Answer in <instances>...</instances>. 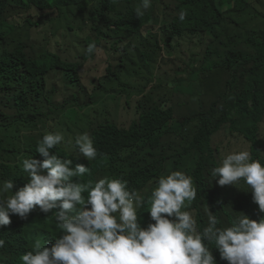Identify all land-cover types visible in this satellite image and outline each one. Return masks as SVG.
I'll return each mask as SVG.
<instances>
[{
  "label": "clouds",
  "instance_id": "1",
  "mask_svg": "<svg viewBox=\"0 0 264 264\" xmlns=\"http://www.w3.org/2000/svg\"><path fill=\"white\" fill-rule=\"evenodd\" d=\"M81 1L61 7L54 22V39L63 44L64 60L87 66L95 80L94 85L87 86L94 89L98 85L95 104L53 112L46 102L38 103L41 118L33 125L25 124L10 107L4 109L6 117L0 118L5 124L3 131L10 128L13 136L21 138L22 146L19 156L6 162L15 182L4 179L0 170V249L8 245V229L14 225L12 216L22 220L30 215L51 216L53 221L49 239L37 241L34 250L22 255L19 261L12 263L2 258L0 264H264V162L255 157L251 142L240 133H236L237 141L229 140L230 125L212 137L223 153L220 166L211 169L210 177L213 194L217 198L223 196L219 210L221 227L220 219L207 203V224L206 215H199L192 207L199 199L194 173L200 155L193 150L185 154L187 142L193 140L196 127L220 100L228 79L227 73L201 71L204 61L199 56L208 52L212 41L205 37H175L168 46V33H164L162 25L145 27H159V34L167 37V56H173L175 41L198 42L195 45L200 50L180 66L179 75L166 83L168 93L162 96L157 91L162 85L152 86L151 78H144L147 83L142 88L135 85L139 72L131 56L139 54L137 47L132 46L123 68L113 69L110 74L109 66L97 68L101 61L121 62L120 56L110 53V48L99 53L95 43L89 45L94 42L89 15L94 4ZM81 7L85 9H81L82 13ZM151 7V0H143L136 8L137 18H142ZM158 11L154 9V17L163 22ZM187 15L181 11L180 20L184 21ZM44 30L45 34L36 39L55 44L49 36L53 35L50 29ZM65 34L71 37L65 39ZM158 37H154L159 43L157 52L152 53L156 48L144 47V53L138 56L140 65L144 55L163 53ZM67 41L76 55L69 51ZM86 52L97 53L98 60L84 59ZM250 53L256 56L250 60L251 65L264 71V51L258 55ZM192 61L195 65L191 67ZM118 65L114 63L113 67ZM137 87L141 97H125ZM213 88H219L216 96L207 90ZM1 96L7 105L13 102L10 90ZM253 98L264 108V96ZM119 102L126 110L133 109L132 118L115 120L111 105ZM154 108L170 111L173 127L162 138L156 155L149 156L154 173L151 181L133 188L123 178L109 179L99 174L94 186L92 182L84 183V175L91 170L77 163L94 161L99 155L94 133L106 123L129 129L142 114ZM52 121L65 126L57 122L50 125ZM183 123L188 125L184 128ZM261 131L264 142V122ZM31 138L39 142L37 151L26 145ZM63 144L71 148H64L69 155H54L52 150ZM84 193H88L87 197ZM231 219L236 220L234 224Z\"/></svg>",
  "mask_w": 264,
  "mask_h": 264
},
{
  "label": "trees",
  "instance_id": "2",
  "mask_svg": "<svg viewBox=\"0 0 264 264\" xmlns=\"http://www.w3.org/2000/svg\"><path fill=\"white\" fill-rule=\"evenodd\" d=\"M262 1L151 0L152 7L145 11L142 18H137L136 8L143 0L80 2L94 4L93 11L89 13L94 42L89 45L95 43L100 49L99 53L110 48V53L120 56L121 62L101 61L97 65V68L109 66V74L113 69L125 66L124 59L129 56L134 40L149 24L163 26L164 33H168V46L175 37H205L212 41L208 52L199 56L204 61L201 71L220 75L227 73L226 90L196 127L194 138L188 140L185 150V154L193 150L200 155L194 173L199 199L192 206L199 215H206V203L218 218L220 215L223 196L217 198L210 185L211 169L220 166L223 155L222 148L212 141L216 133L230 125L232 135L229 134V140L237 141L236 133H240L251 142L255 157L264 162V142L261 139L264 108L258 106L253 98L264 96V71L253 67L250 61L256 57L250 51L257 55L264 51V28L252 33L253 30L247 31L246 26L252 10ZM75 3H79V0H0V118L3 120L6 117L4 109L8 110L9 107L20 114L25 124L33 125L41 118L38 103L46 102L53 112L95 104L98 85L94 89L87 86L95 84L87 66L64 60L63 44L59 39H54L57 35L54 22L59 18L61 7ZM154 9L159 10L163 22L155 19ZM181 11L188 14L184 21L179 18ZM44 28H49L53 33L49 36L55 44L36 39L45 34ZM157 48L152 53H156ZM87 58L88 61L98 60L99 55L86 52L84 59ZM114 63H119L117 68L113 67ZM8 90L13 102L7 105L1 95ZM186 125L182 124L184 128ZM4 127V122L0 121V170L4 179L15 182L12 169L6 162L19 156L22 140L19 136H13L10 128L3 131ZM172 127L171 112L159 108L142 114L129 129L103 124L93 136L99 155L94 161L77 163L91 170L90 174L84 175V183L92 182L94 186L99 174L109 179L123 178L133 188L151 181L154 173L149 156L156 155L162 138ZM38 144L37 140L31 138L26 145L37 151ZM64 148L71 150L63 144L52 152L57 156L69 155ZM38 156L40 160L44 159L39 152ZM84 195L87 197L88 193ZM207 219L206 215V224ZM12 221L14 225L8 229V245L0 249V259L8 258L15 263L22 255L33 251L37 241L42 243L50 238L53 218L30 215L27 220H22L12 216ZM220 221L218 227L222 225ZM235 221L231 219V223Z\"/></svg>",
  "mask_w": 264,
  "mask_h": 264
},
{
  "label": "rangeland",
  "instance_id": "3",
  "mask_svg": "<svg viewBox=\"0 0 264 264\" xmlns=\"http://www.w3.org/2000/svg\"><path fill=\"white\" fill-rule=\"evenodd\" d=\"M248 19H250V21L246 22V26L248 28L247 31L250 32L252 30H260L264 28V0L262 1L261 4L256 5V8L252 10L251 16H249ZM75 28L76 29L79 28L77 22H75ZM159 29H160L159 27H154L148 30L147 27L143 32V34L141 35V38L135 39V41L133 42V46L139 48L138 49L139 54L137 56L131 54L133 55L131 56V58H133L135 61L134 63L135 70L139 72V74L135 79V85L136 86L138 85L142 88V86L147 83V81L144 78L145 77L151 78L152 80H154V84L152 86L162 85V87L160 89H157V91L158 93H160V95L163 96L164 94L168 93V89L166 88V83L174 80L180 73V66H184L185 62H188L191 57L194 58L193 56H195V54H198L200 50H198V48H196L195 45L198 42H194L195 44H192L188 40L175 41L173 43V47H174L173 56H167L166 54H164L165 51L164 46L167 42V37L160 35ZM245 33L246 31L244 32V34ZM157 35L159 36L158 39L162 44L163 53L160 54L159 56L144 55V61L142 65H140V58L138 56L144 53V47L157 48V40L154 38ZM69 37L71 36L65 34V39H69ZM66 46L68 47L69 51L72 52L73 55H76V52L72 48L69 41L66 42ZM193 65L195 64L192 61L191 67ZM207 90L216 96V93L219 91V88H213ZM139 91L140 88L137 87L136 90L126 95L125 97H128L129 99L139 98L141 97ZM111 111L114 114L115 120L118 122H122L127 118H132L133 115V109L126 110L121 102H119V104H112ZM56 122L64 125L60 121H52L50 125L55 124ZM75 132L82 133L80 131H75ZM233 211L236 212L235 209H233Z\"/></svg>",
  "mask_w": 264,
  "mask_h": 264
}]
</instances>
